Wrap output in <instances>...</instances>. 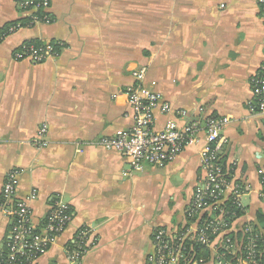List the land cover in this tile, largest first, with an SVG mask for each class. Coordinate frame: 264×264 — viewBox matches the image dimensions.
Masks as SVG:
<instances>
[{
  "label": "crops",
  "instance_id": "crops-1",
  "mask_svg": "<svg viewBox=\"0 0 264 264\" xmlns=\"http://www.w3.org/2000/svg\"><path fill=\"white\" fill-rule=\"evenodd\" d=\"M23 1L0 0V33L33 15ZM48 1V23L0 37V194L7 172L17 169L19 197L37 192L30 203L35 225L52 197L61 196L72 212L65 232L34 264H144L155 228L185 224L184 210L205 179L202 134L173 163L129 176L128 158L98 145L131 128L124 92L140 68L148 90L187 113L176 118L181 125L230 120L221 165L230 186L243 191L240 222L258 229L264 251V117L248 110L250 79L264 64L258 0ZM31 40L53 43L57 56L41 64L15 60ZM167 119L156 111L153 129ZM11 226L0 212V253ZM81 228L90 231L92 248L71 262L66 250ZM205 253V264H215Z\"/></svg>",
  "mask_w": 264,
  "mask_h": 264
},
{
  "label": "built area",
  "instance_id": "built-area-1",
  "mask_svg": "<svg viewBox=\"0 0 264 264\" xmlns=\"http://www.w3.org/2000/svg\"><path fill=\"white\" fill-rule=\"evenodd\" d=\"M257 2L264 23V0ZM23 7L33 12L45 11L49 1L24 0ZM42 21L48 23L49 19L44 17ZM38 22L34 20L33 24ZM56 56L53 43L21 45L14 53L15 60L31 64H41ZM145 73L144 68L135 70L132 73L133 84L124 92L132 120L131 128L100 139L98 145L105 151H114L128 158L129 170L123 175L129 176L141 173L146 165L164 168L173 163L182 151L198 144L202 134L199 160L205 179L201 188L194 191L185 211L186 216L194 220L185 222L179 228H155L151 234V251L144 264H205L204 249L212 254L215 264H258L260 232L249 222H240L245 214L241 201L243 191L237 186H230L228 172L220 163L221 134L230 120L227 117H205L181 125L176 118L185 119L187 113L175 111L159 94L148 90L144 85ZM250 85L252 98L248 110L264 117V64L251 77ZM156 111L168 117L159 131L153 129ZM45 133L46 127L42 126L40 138ZM44 145L41 143V146ZM20 174L17 169L8 171L0 194V212L12 221L6 241L7 259L2 264H34L55 245L72 219L69 204L61 196H55L50 198L42 223L35 225L30 203L37 199V192L31 191L26 198L19 197ZM262 186L260 197L264 201V174ZM227 201L229 205H225ZM236 223L239 227L234 229ZM71 245L74 247L66 250L67 258L77 262L92 248L90 231L79 229Z\"/></svg>",
  "mask_w": 264,
  "mask_h": 264
},
{
  "label": "trees",
  "instance_id": "trees-1",
  "mask_svg": "<svg viewBox=\"0 0 264 264\" xmlns=\"http://www.w3.org/2000/svg\"><path fill=\"white\" fill-rule=\"evenodd\" d=\"M33 1H38V0H33ZM44 17H48L47 13L45 11H37V12H34L33 15L29 18H22L14 23H11L9 24L8 26H6L4 28V30L0 33V37L3 38V37H6L7 35L11 34L12 32L20 29V28H25V27H30L33 25L34 23V20H37L39 22H43L42 19ZM19 26V27H18ZM18 27V28H17ZM22 45H35V46H40L42 45L41 42H39L38 40H31L29 42H24ZM21 47V46H20ZM20 49V48H19ZM221 163V161H220ZM224 167V166H223ZM226 171V169H224ZM230 202H226L225 205H229ZM187 207L185 208L184 210V217H185V222H188V221H193L194 219H190V217H187L186 216V211ZM240 215V214H239ZM243 214H241L242 216ZM244 217V215H243ZM242 217V218H243ZM259 233V232H258ZM259 242H258V245H259V248H258V256H257V259H258V264H264V251L263 249L261 248V241L263 240V236L262 234L259 233ZM72 245L69 246V249H72ZM207 250L204 249V252H203V255H205ZM205 253V254H204ZM7 254H8V249L6 247L3 248L2 252L0 253V264H2L6 259H7ZM205 258V256H204Z\"/></svg>",
  "mask_w": 264,
  "mask_h": 264
}]
</instances>
